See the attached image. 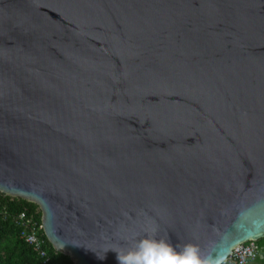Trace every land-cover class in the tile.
<instances>
[{
  "label": "water",
  "instance_id": "1",
  "mask_svg": "<svg viewBox=\"0 0 264 264\" xmlns=\"http://www.w3.org/2000/svg\"><path fill=\"white\" fill-rule=\"evenodd\" d=\"M0 195L72 264L264 237V0H0Z\"/></svg>",
  "mask_w": 264,
  "mask_h": 264
},
{
  "label": "clouds",
  "instance_id": "2",
  "mask_svg": "<svg viewBox=\"0 0 264 264\" xmlns=\"http://www.w3.org/2000/svg\"><path fill=\"white\" fill-rule=\"evenodd\" d=\"M139 237V238H137ZM116 253L118 264H230L229 256L241 253L242 264L252 256L250 248H242V242L232 245L227 255L215 249L204 250L195 243H178L175 247L168 238L157 239L155 228L141 235L136 233L125 246L106 249ZM105 259V256H98Z\"/></svg>",
  "mask_w": 264,
  "mask_h": 264
},
{
  "label": "trees",
  "instance_id": "3",
  "mask_svg": "<svg viewBox=\"0 0 264 264\" xmlns=\"http://www.w3.org/2000/svg\"><path fill=\"white\" fill-rule=\"evenodd\" d=\"M19 211H25L40 218L37 207L29 202L0 195V264H40L36 254L19 237L20 228L9 217ZM257 258L255 264H264V237L255 240ZM45 250L53 262L72 264L67 256L55 253L46 242Z\"/></svg>",
  "mask_w": 264,
  "mask_h": 264
},
{
  "label": "built area",
  "instance_id": "4",
  "mask_svg": "<svg viewBox=\"0 0 264 264\" xmlns=\"http://www.w3.org/2000/svg\"><path fill=\"white\" fill-rule=\"evenodd\" d=\"M9 219L20 228L19 237L36 254L40 264H63L53 262L50 257H48L45 250L47 241L42 232L40 218L36 221L32 215L27 214L25 211H19L12 214ZM254 242V240L242 242V248H250L253 253L251 257L245 258L243 264H255L258 253ZM229 261L230 264H242L241 253H233L229 256Z\"/></svg>",
  "mask_w": 264,
  "mask_h": 264
}]
</instances>
